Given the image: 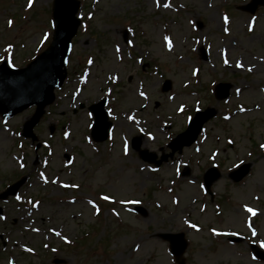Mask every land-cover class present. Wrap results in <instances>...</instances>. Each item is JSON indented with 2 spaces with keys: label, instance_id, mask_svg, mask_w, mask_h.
<instances>
[{
  "label": "rangeland",
  "instance_id": "1",
  "mask_svg": "<svg viewBox=\"0 0 264 264\" xmlns=\"http://www.w3.org/2000/svg\"><path fill=\"white\" fill-rule=\"evenodd\" d=\"M250 1L80 0L68 77L35 129L42 147L16 134L35 108L0 117V193L27 178L3 204L0 264H176L167 233L186 235V264H264L250 248H264V7L251 15L241 9ZM52 7L0 0V64L24 68L49 47ZM218 83L231 84L229 99H216ZM107 94L113 127L97 144L89 106ZM209 107L218 115L197 143L160 168L133 150L141 137L143 150L170 153ZM244 163L249 175L233 182Z\"/></svg>",
  "mask_w": 264,
  "mask_h": 264
},
{
  "label": "water",
  "instance_id": "2",
  "mask_svg": "<svg viewBox=\"0 0 264 264\" xmlns=\"http://www.w3.org/2000/svg\"><path fill=\"white\" fill-rule=\"evenodd\" d=\"M264 5V0H253L246 10L255 13L259 6ZM80 3L77 0H55L53 8V25L54 39L50 48L41 54L27 68L22 70H12L7 64L0 67V113L5 115L4 111L6 104L15 105V110L10 112L8 116H13L33 105H37L36 114L25 125V135L31 136L33 128L38 124L41 117L45 113V108L52 104L55 100L54 90L61 87L65 79V67L67 59L71 51L72 39L77 34L80 20L76 15L79 11ZM171 88V83L168 81L164 91ZM231 86L220 84L217 87L219 99H225L229 96ZM103 104L100 109L95 111L96 125L94 128V138L97 141H104L108 137V130L111 124L105 120L106 116L102 113ZM216 115L215 110H206L198 113L191 123L189 129L176 140H174L171 148L173 154L176 150H182L184 146L192 145L201 133L204 124ZM102 130V136H99V131ZM134 146L139 149L140 139L134 140ZM167 157H165V160ZM154 162V160H151ZM163 161L157 162L160 165ZM250 165L243 166L239 172L234 174V180L240 181L249 173ZM220 177L217 170H211L206 175V185L208 188ZM24 180L12 187L11 191L16 193ZM166 240L171 242L172 252L177 258L182 257L186 248L187 242L183 234L166 235ZM261 258H264L263 253H259Z\"/></svg>",
  "mask_w": 264,
  "mask_h": 264
},
{
  "label": "snow or ice",
  "instance_id": "3",
  "mask_svg": "<svg viewBox=\"0 0 264 264\" xmlns=\"http://www.w3.org/2000/svg\"><path fill=\"white\" fill-rule=\"evenodd\" d=\"M30 4H31V0H30ZM167 6V5H166ZM225 20H227V18H225ZM11 23V22H10ZM169 47H171V42L169 41ZM141 95H143V93H141ZM181 110H183V109H181ZM262 147H264V146H262ZM18 199H19V197H18ZM104 199H108V197H104ZM248 211H253L252 209H248ZM253 214H255V213H253ZM193 227H195V225H193Z\"/></svg>",
  "mask_w": 264,
  "mask_h": 264
},
{
  "label": "bare ground",
  "instance_id": "4",
  "mask_svg": "<svg viewBox=\"0 0 264 264\" xmlns=\"http://www.w3.org/2000/svg\"><path fill=\"white\" fill-rule=\"evenodd\" d=\"M3 140H6L5 138Z\"/></svg>",
  "mask_w": 264,
  "mask_h": 264
}]
</instances>
